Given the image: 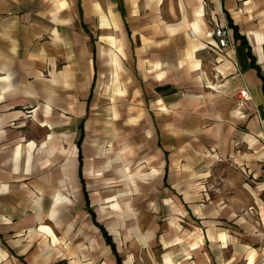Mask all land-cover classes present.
<instances>
[{
  "label": "crops",
  "instance_id": "0c3cea01",
  "mask_svg": "<svg viewBox=\"0 0 264 264\" xmlns=\"http://www.w3.org/2000/svg\"><path fill=\"white\" fill-rule=\"evenodd\" d=\"M263 80L264 0H0V264H264Z\"/></svg>",
  "mask_w": 264,
  "mask_h": 264
},
{
  "label": "rangeland",
  "instance_id": "374dc122",
  "mask_svg": "<svg viewBox=\"0 0 264 264\" xmlns=\"http://www.w3.org/2000/svg\"><path fill=\"white\" fill-rule=\"evenodd\" d=\"M215 64L216 63L213 60L209 63L210 75H216V73L214 71L215 70L214 69ZM216 77H217V75H216ZM197 170L198 171H196V172L199 175H201V174L206 175L207 174V183H206L205 187L208 191L218 192L219 188H222L220 185V180L222 179V176L220 175V173H218L219 172V165L202 166V167H199ZM120 188L121 189L118 188V191H120V190L126 191V189H127L126 186H122ZM119 205L122 207V209L125 210V209H128V207L130 208L131 203H130V201L129 202H119ZM96 210H98L97 212H102L103 209H102V207H97ZM168 214H170V213H168ZM181 220L182 221L180 223L182 224V226H184V227L189 226L187 219L183 215L181 216ZM183 243L184 244L181 245L180 250H181L182 257L186 258V257H189L190 254L188 251V247L185 244L186 241H184ZM158 262H160V261H157V260L156 261H150L151 264H157ZM148 263H149L148 261H135V264H148ZM171 264H180V261H172ZM182 264H185V263L182 261Z\"/></svg>",
  "mask_w": 264,
  "mask_h": 264
},
{
  "label": "built area",
  "instance_id": "2783aa9c",
  "mask_svg": "<svg viewBox=\"0 0 264 264\" xmlns=\"http://www.w3.org/2000/svg\"><path fill=\"white\" fill-rule=\"evenodd\" d=\"M214 32L217 37L220 50L222 52L227 51L233 45L231 28H229L228 25L223 21L222 24L220 23L215 27ZM240 94L245 99L249 98L247 89H242Z\"/></svg>",
  "mask_w": 264,
  "mask_h": 264
},
{
  "label": "trees",
  "instance_id": "16d2710c",
  "mask_svg": "<svg viewBox=\"0 0 264 264\" xmlns=\"http://www.w3.org/2000/svg\"><path fill=\"white\" fill-rule=\"evenodd\" d=\"M227 20H228V19H227ZM228 27L232 29V31H233V36L236 37L235 29H233V26H231L230 22L228 23ZM262 90H263V93H264V80H263Z\"/></svg>",
  "mask_w": 264,
  "mask_h": 264
}]
</instances>
